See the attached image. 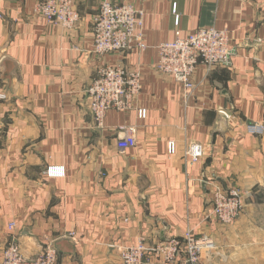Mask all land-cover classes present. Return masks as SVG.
<instances>
[{"label": "crops", "instance_id": "1", "mask_svg": "<svg viewBox=\"0 0 264 264\" xmlns=\"http://www.w3.org/2000/svg\"><path fill=\"white\" fill-rule=\"evenodd\" d=\"M100 1L77 0L66 29L37 16L33 0H0V256L15 239L26 258L51 242L57 264H118L121 247L191 230L213 241L199 264H264V0H112L142 12L147 48L97 57ZM208 27L228 31L230 62L200 64L185 98L156 72V46ZM102 65L139 70L145 119L110 110L94 126L84 90ZM122 126L136 131L125 151ZM194 144L203 157L184 158ZM214 184L251 191L230 225L207 218Z\"/></svg>", "mask_w": 264, "mask_h": 264}, {"label": "built area", "instance_id": "2", "mask_svg": "<svg viewBox=\"0 0 264 264\" xmlns=\"http://www.w3.org/2000/svg\"><path fill=\"white\" fill-rule=\"evenodd\" d=\"M34 13L49 24H60L66 29H74L79 21V14L73 8L77 0H33ZM174 22L177 25L179 14L177 4L171 6ZM92 52L97 57L110 54L129 53L134 49L139 51L147 47L143 43L142 12L136 10L130 3H117L112 0H101L91 17ZM156 72L170 76L181 86L182 94L187 98L195 85L193 76L197 67L202 64L208 70L215 66L228 65L232 54L229 33L225 29L214 27L199 28L181 38L176 34L172 41L156 46ZM141 90V74L133 68L102 65L96 72V77L85 88L84 94L88 112L91 114L95 127L103 126L107 112L116 110L121 113L136 111L139 119H145V109L137 108ZM0 94V99H4ZM226 116V113L221 112ZM122 134L117 141V148L125 151L135 145V128L122 126ZM247 132L261 135L262 126L248 125ZM177 154L174 141L167 142V155ZM203 148L194 144L183 151V156L190 160L203 157ZM51 173L62 175L59 170ZM251 191L238 189L223 190L217 184L212 185V204L207 218L221 224L230 225L241 215L245 200L250 198ZM15 224H9L14 229ZM73 237L74 234H68ZM213 247V241L208 237H198L189 230L181 238L171 237L148 245L141 239L136 245L119 249L118 264H150L157 261L163 264H199L204 250ZM58 253L51 242L47 243L41 253L34 258H26L13 239L2 251L0 264H57Z\"/></svg>", "mask_w": 264, "mask_h": 264}, {"label": "water", "instance_id": "3", "mask_svg": "<svg viewBox=\"0 0 264 264\" xmlns=\"http://www.w3.org/2000/svg\"><path fill=\"white\" fill-rule=\"evenodd\" d=\"M2 67V66H1ZM165 240V239H164ZM163 241V240H162ZM54 246V248H55V250H56V252L58 253V246H57V244H55V245H53Z\"/></svg>", "mask_w": 264, "mask_h": 264}]
</instances>
